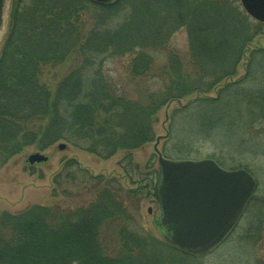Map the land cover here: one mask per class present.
Masks as SVG:
<instances>
[{"label":"trees","instance_id":"obj_1","mask_svg":"<svg viewBox=\"0 0 264 264\" xmlns=\"http://www.w3.org/2000/svg\"><path fill=\"white\" fill-rule=\"evenodd\" d=\"M181 27L188 31L192 75L168 47ZM261 27L238 0H11L0 51V167L24 147L35 145L41 151L60 140L101 159L125 150L120 163L131 165L129 151L155 140L159 109L211 90L232 73L237 56ZM237 28L232 66L211 70L210 65L228 57L234 45L233 40L226 50L228 40ZM158 52L167 54L162 83L141 98L131 96L107 68L112 60L128 56V73L150 79ZM259 52L264 49L254 51ZM73 55L51 91L40 81L43 68ZM244 96L248 102L254 97L264 118V91ZM76 172L91 194L86 202L0 212V264H175L164 253L179 249L136 226L134 206L142 195L156 196L159 170H152L147 183L122 190L116 178L92 175L76 158H67L54 175L52 193L72 195L63 184L73 186ZM249 205L257 209V218L248 230L259 239L264 235V194L254 192L244 212ZM184 254L194 259L203 255ZM263 261L258 258L257 264Z\"/></svg>","mask_w":264,"mask_h":264},{"label":"rangeland","instance_id":"obj_2","mask_svg":"<svg viewBox=\"0 0 264 264\" xmlns=\"http://www.w3.org/2000/svg\"><path fill=\"white\" fill-rule=\"evenodd\" d=\"M10 2L11 0H6L5 3L0 51L7 32ZM237 37L238 28L229 37L226 50L233 40L234 45L228 49V57H225L224 63L210 65L211 70L221 67L222 70H227L232 66L238 53ZM168 47L176 53L183 70L191 75L196 72L189 64L190 42L186 27L177 29L171 35ZM259 49H264V23L260 33L237 56L232 73L219 78L206 93L193 92L181 98L180 104L177 100L169 101L168 105H163L156 113L153 123L155 135L162 136L158 148L169 155L168 158L182 159L185 155L186 159L212 158L226 169L245 168L257 182V196L264 194V118L258 109H262V106L253 103L256 101L254 97L248 102L244 95L254 96L264 91V53H254ZM166 59L165 52L155 54L150 79L128 73V56L112 60L107 68L131 96L141 98L146 91L153 90L162 83V70ZM73 60L74 55L60 64L44 67L40 81L54 91L57 82L72 65ZM228 83L234 85L227 86ZM203 96L215 99L208 103L197 101ZM60 142L64 141H56L41 150L48 157L46 161L30 165L26 161L27 156L38 151L35 145H30L0 167V212L7 210L17 213L33 204L74 207L89 200L91 194L89 189L86 190L80 185L84 177L79 172H76L77 178L73 186L71 182L63 184L70 188L72 195L52 193L54 175L60 171L67 158H76L92 175L103 174L116 178L122 190L147 183L146 180L153 175L152 170H158L157 154L153 149L154 140L129 151L132 156L129 166H125V162L120 163L127 154L125 150H118L108 159H101L67 142L66 148L59 149L57 145ZM180 156L183 157L176 158ZM115 186L117 187V183ZM134 208L137 209L136 226L161 238L159 226L156 224L160 211L155 197L151 194L142 195ZM255 209L249 205L228 236L198 258L194 259L171 249L164 255L175 264H257L258 258L264 260V235L254 239L248 230L249 223L253 224L257 218L254 217L257 211Z\"/></svg>","mask_w":264,"mask_h":264},{"label":"water","instance_id":"obj_3","mask_svg":"<svg viewBox=\"0 0 264 264\" xmlns=\"http://www.w3.org/2000/svg\"><path fill=\"white\" fill-rule=\"evenodd\" d=\"M92 1L106 4L112 0ZM239 1L249 16L264 22V0ZM5 3L0 0V25L4 22ZM177 102L180 104V99ZM160 137L153 145L159 168V231L171 246L202 254L220 243L238 222L256 189V180L247 169H226L212 158H166L158 148ZM57 147L64 149L66 144L61 142ZM46 160L47 155L41 152L26 158L29 164Z\"/></svg>","mask_w":264,"mask_h":264},{"label":"bare ground","instance_id":"obj_4","mask_svg":"<svg viewBox=\"0 0 264 264\" xmlns=\"http://www.w3.org/2000/svg\"><path fill=\"white\" fill-rule=\"evenodd\" d=\"M61 143V142H60ZM63 143H65V142H63ZM66 144V143H65ZM66 148V147H65ZM37 152H41V151H37ZM47 159H48V157H47ZM43 162V161H42ZM155 198H156V196H155ZM156 201H157V198L155 199ZM157 204H158V201H157Z\"/></svg>","mask_w":264,"mask_h":264},{"label":"flooded vegetation","instance_id":"obj_5","mask_svg":"<svg viewBox=\"0 0 264 264\" xmlns=\"http://www.w3.org/2000/svg\"><path fill=\"white\" fill-rule=\"evenodd\" d=\"M0 38H1V36H0Z\"/></svg>","mask_w":264,"mask_h":264}]
</instances>
